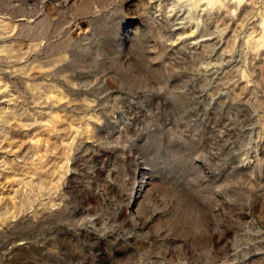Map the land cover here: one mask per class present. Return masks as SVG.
<instances>
[{
	"label": "rangeland",
	"instance_id": "1",
	"mask_svg": "<svg viewBox=\"0 0 264 264\" xmlns=\"http://www.w3.org/2000/svg\"><path fill=\"white\" fill-rule=\"evenodd\" d=\"M219 1L0 0V264H264V0Z\"/></svg>",
	"mask_w": 264,
	"mask_h": 264
},
{
	"label": "bare ground",
	"instance_id": "2",
	"mask_svg": "<svg viewBox=\"0 0 264 264\" xmlns=\"http://www.w3.org/2000/svg\"><path fill=\"white\" fill-rule=\"evenodd\" d=\"M215 1H216V2H217V1L220 2L219 0H206L207 3H211V2L213 3V2H215ZM258 41H259V40H258Z\"/></svg>",
	"mask_w": 264,
	"mask_h": 264
}]
</instances>
